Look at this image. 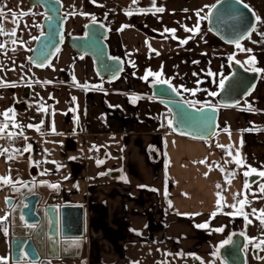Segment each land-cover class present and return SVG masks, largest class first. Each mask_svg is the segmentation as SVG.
<instances>
[{"label": "crops", "instance_id": "0c3cea01", "mask_svg": "<svg viewBox=\"0 0 264 264\" xmlns=\"http://www.w3.org/2000/svg\"><path fill=\"white\" fill-rule=\"evenodd\" d=\"M183 1L188 3L185 8H178L177 0H164L165 3L156 0V6L165 8L164 13L156 15L138 11L150 9L151 0H137L135 5L133 0L91 1L95 20L107 29L110 55L122 62L120 75L111 81L96 74L90 57L77 55L68 45L67 39L81 35L86 23L75 14L65 18V41L59 51L44 67L32 65L22 80L4 75L6 48L0 49L3 69L0 79L16 84L0 88V124L8 122L7 132L11 133V136L7 132L0 135V150L9 149L7 155H0V177L10 176L14 182L0 183V217L7 215L8 186L29 181L31 171L51 198L60 203L83 205L84 236L75 241L79 242L78 246L72 243L59 248L64 264H146L151 257L165 259L181 252L198 256L200 260L194 259V264H209V256L235 231L244 232L245 238L264 237L258 220L250 216L253 223L246 226L239 214H228L233 209L224 207V200L217 207V193L222 192L227 205H232L233 194L244 191L245 178L237 175L231 185L226 182L227 173L221 172L217 165L231 157L216 146L233 144L247 165L264 170V74L258 73L257 85L247 96L246 104L218 107L217 130L205 141L173 131L161 132V119L169 115L151 96L154 78L149 77V82L141 79L147 70L160 71L163 65L164 78H173V85L198 89L195 96L181 90L184 100H207L215 105V97L206 95L218 91L220 77L209 76L208 72L225 78L231 71V59L240 61L247 69H264V49L254 48L261 41L253 43V40L250 46L242 41L244 48L252 49L250 53L242 52L213 35L207 19L200 21V34L187 45H179L178 39L170 38L171 33H164L165 28L176 29V37L186 38L191 33H186L184 26L193 27L198 19L195 13L203 8L201 16L205 15L209 9L204 6L216 2ZM130 8L134 14L128 16L126 12ZM261 19L264 20V14ZM122 26L125 27L120 30ZM13 39L0 35L3 44ZM33 44L25 47L28 57ZM252 56L256 63H246ZM26 84L31 85L28 97L34 99H24L27 108L18 111L14 105L22 100V94L17 93V88ZM83 85L89 87L84 89ZM132 96L140 99L132 103L129 99ZM36 100L42 105L40 122L25 114ZM201 106L203 103L197 105ZM10 108L14 113L4 117L3 112ZM12 123L17 127H11ZM21 124L25 127L20 128ZM28 124L34 127L29 129ZM21 132L27 140L19 135ZM29 144L30 153L16 152ZM13 153L15 156L8 159ZM98 160L103 163L98 165ZM202 160L206 163H199ZM57 165L61 167L58 169ZM232 167L235 165L230 164L229 168ZM45 170L46 174L41 175ZM108 171H118L119 175L110 177ZM260 181L258 178L256 183ZM252 186L257 195L247 194L250 207H245V211L248 212L251 207L264 209V194ZM213 212L217 213L214 219ZM207 221H210L209 229L196 227ZM218 227H224V232L211 231ZM6 239L7 235L0 230V257L4 258H7Z\"/></svg>", "mask_w": 264, "mask_h": 264}, {"label": "water", "instance_id": "95a60500", "mask_svg": "<svg viewBox=\"0 0 264 264\" xmlns=\"http://www.w3.org/2000/svg\"><path fill=\"white\" fill-rule=\"evenodd\" d=\"M28 3L32 6L39 5L42 8L44 12L42 19L43 30L49 33L34 41L29 55V58H32L31 60L28 59L29 63L38 67L37 64L41 60L46 65L54 57L56 49L64 43L65 18L62 15V4L60 1L51 4L57 11L49 10L50 0H28ZM218 8L220 9L219 12L216 9L212 10L214 14L207 19V27L212 29L210 32L225 44L235 45L229 41L234 39L230 25L236 23V21L227 19V16L225 17V23L219 22L218 15L225 12L226 9L231 8L234 14H242V23L239 24L240 32H251V26L256 25L253 17L254 11L250 6L251 11L243 8L240 4H236L235 0H227L223 8L220 6ZM48 15L53 17L51 21L45 19V16ZM100 25L103 24L99 21H96V24H93L92 21L85 23L83 33L70 36L67 39V43L77 55L90 57L95 72L101 79L111 81L113 80L112 73L106 70L105 65H111L113 71L117 68L121 69L116 72L117 77L120 75L123 66L117 57L110 55L106 42L107 29L104 25V27H100ZM52 30L55 31L54 36L51 34ZM61 36L63 37L62 39ZM244 39L242 38L240 43ZM42 49L46 51V56L41 55L40 50ZM109 57L117 59L113 60L109 59ZM230 68V73L225 77L226 90L220 92V89H218L217 91L220 94L215 97V105H213L216 109L215 111L206 109L202 113L197 112L195 108H191L183 102L184 99L181 95H176L170 90L166 95H161L160 92L165 86L152 84L151 96L168 111L170 119L176 117L178 111L182 109L191 117L196 119L203 118L205 121L203 127L194 122L177 123L175 125L177 131L174 133L196 140L205 141L210 139L217 130L218 107L238 105L255 89L259 79L258 73L246 70L247 68L241 63H236L234 59L230 60ZM28 95L29 85L26 84L23 89L22 100L15 103V109L22 111L27 108L24 99ZM30 175L32 180L26 181L21 185H15L11 189L16 197L15 203L11 208V216L14 217V222L11 224L12 253L17 252L19 256L22 255L21 258L12 257L11 260L18 264H43L46 261L45 259L50 257L49 252L52 248H65L72 242L83 238L84 208L81 204L60 203L56 198H51L43 190L42 182L35 181V172L31 171ZM107 175L117 177L119 172L108 171ZM258 178L253 176L252 180L256 181ZM24 185H27V187ZM10 205L8 203L9 207ZM13 208H15V211H13ZM57 224H59V229ZM28 225H35V227H28ZM234 233H236L233 236L234 244L220 249L218 256L224 264H246L245 250L250 251V247L245 248V235H239L240 231H235ZM251 252L253 255H257L253 249ZM260 264H264V259H260Z\"/></svg>", "mask_w": 264, "mask_h": 264}, {"label": "snow or ice", "instance_id": "6c2138e0", "mask_svg": "<svg viewBox=\"0 0 264 264\" xmlns=\"http://www.w3.org/2000/svg\"><path fill=\"white\" fill-rule=\"evenodd\" d=\"M58 2H59V0H50L49 10L50 11H57V9L53 8L51 6V4L52 3H58ZM92 2L96 3V0H92ZM226 2H227V0H216L215 4H212L210 6L209 5H205L204 7L208 8L209 11L203 16H201V12H203V8L198 10L195 13V15L198 17V19L196 21V24L193 27L184 26V31L186 33H191V35H188L184 39H179L178 37H176V35H175V33L177 31L176 29H167V28H165L163 30V32L164 33H171V37L170 38L178 39L179 45H187L190 40H193L197 35L200 34V31H201V29H200V21L201 20H205V19H209L210 17H212L213 14H214L213 11H212L213 9H216L217 12H219L220 9L218 8V6L223 8L224 5L226 4ZM136 3H137V0H133V4L135 5ZM235 3L236 4H240V5L243 6V8L249 9L251 11V9L249 8V5L247 3H244V0H235ZM97 6L103 7V5H97ZM138 11L140 13H143V14H148L149 12H151V14L156 15L157 13H164L165 12V8L156 6V0H151V8L150 9L149 8H144V9H138ZM185 11H187V10H185ZM133 14L134 13H133L131 8L126 12V15H128V16H131ZM4 15H5L4 10L2 8H0V20L3 19ZM12 15L14 17V21L13 22L15 23V17H16L17 14L15 12H13ZM28 15H35V13H31V12H21L20 13V16H28ZM66 15L70 16V15H72V13H67ZM81 15H86L87 16V15H90V14L81 13ZM226 16H227V19H231L233 21H236L235 24L230 25V27L232 28L233 34H234V39L230 40L229 42L230 43H234L235 47L240 49V51H242V52H247V53L252 52V49L244 48L241 45L240 40L242 38H245V39L251 38L252 33L257 31L255 25L251 26V29H252L251 32H240L239 31V24L242 23V20H241L242 14H234L233 10L231 8H228V9L225 10V12L221 13L220 15H218L217 18H218L219 22L223 24V23L226 22V19H225ZM253 17H254V20L257 22V24L264 23V20H262L259 15L253 13ZM45 19L48 20V21H51L53 19V17L48 15V16H45ZM92 23L96 24V20H95L94 16L92 17ZM33 26L41 28L40 36H33L32 37L33 40H39L41 36H46V35L49 34V33H46L43 30V26L42 25L34 24ZM25 27H27V25H25ZM100 27H104V26L100 25ZM123 27H125V26H122V28L120 30H123ZM211 30L212 29H209V31H211ZM5 34L9 35V36H15L16 35V31L13 30L10 33H4L2 24H0V35H5ZM51 34L54 36L55 35V31L52 30ZM162 35H163V33H162ZM259 35H260L261 39L264 40V31L259 32ZM62 38L63 37L61 36V39ZM201 39H203V36H201ZM16 42H17L16 40L12 41V43H16ZM258 42H260V41H253V43H258ZM21 43H23V42L21 41ZM205 43H206V41H205ZM5 48H6V45L3 44V43H0V49H5ZM29 50H31V49H29ZM56 51L58 52L59 49L57 48ZM40 52H41L42 56H46V51L45 50L42 49V50H40ZM158 54L159 53L157 52V55ZM231 58L232 57H230V59ZM29 59L31 60L32 58L30 57ZM109 59L115 60L117 58L109 57ZM194 63H199V62L198 61H194ZM236 63H240V61H236ZM246 63H249V64L256 63L255 57L254 56L250 57V59L248 61H246ZM37 66L38 67H44L45 66L44 61L41 60L37 64ZM105 68H106V70H108V71H110L112 73L113 79L118 78L116 76V72L120 71L121 69L117 68L115 71H113V68H112L111 65H105ZM2 70L3 69L0 68V71H2ZM10 70L15 71V69H10ZM246 70H251L252 72L264 74V69H260V68H256V67H253L251 69H246ZM193 75H197V74L193 73ZM208 75L209 76L216 75V76L220 77L218 79V81H217V87L220 89V92H223V91L226 90V78L220 76L219 73L213 74L212 72H208ZM149 77H153L154 78L152 80V83L154 85H156V86H165L162 89V91L160 92L161 95H166L169 90L172 93H175L176 95H180L181 90H183L185 92H189L192 96H195L196 92L198 90V89H188V88L184 87V85H179V86L173 85L171 83V79H173V78H164L163 65H161V70L160 71L153 72L150 69L147 70L146 71V75L141 77V79L144 80L145 82H149ZM46 83H51V82L47 81ZM75 83H76V85L78 87H81L79 82H75ZM199 83H200V81H197V84H199ZM15 86H16V84L13 83V82H6L3 79H0V88H2V87H15ZM29 86H31V85H29ZM82 87L84 89H87L89 86L88 85H83ZM219 94L220 93H218L217 91L207 92V95L211 96V97H216ZM129 99H130V101L132 103H136L140 99V97L132 96V97H129ZM183 102L186 103L189 107L195 108L196 111L200 112V113L204 112L206 109H211L212 111L216 110L215 107L212 105V103L210 101H207V100L201 102V101H190V100L185 99ZM201 103H203L204 107H197V105L201 104ZM249 109H251V105H249ZM14 111L15 110L12 109V108L7 109V110H5L3 112V116L6 117V118L10 117V116H12ZM169 111H171V110H169ZM165 119H166L167 122H166V124H161V127H168L173 132L177 131V128L175 126L177 123L183 124V123H186V122H194V123L199 124L202 127L205 125V121H204L203 118L196 119L194 117H191L189 114L184 112L182 109H180L178 111L176 117H173L172 119H168L167 117H165ZM11 127H17V125L15 123H12ZM19 127L23 128L25 126L21 124V125H19ZM26 127L31 129L34 126L32 124H28ZM8 129H9V123L8 122L0 124V135L5 134ZM37 130H39V129H37ZM52 130L54 131V125L52 126ZM225 130H227V129H225ZM7 134L9 136H11L10 132H7ZM228 134H229V138H230L231 137L230 131L228 132ZM19 135L22 136V138L25 139V140L28 139L26 136H23L22 132ZM240 144H241V146L243 145V140L240 141ZM216 146L221 148L222 151L228 157H231L230 160L229 159H225L223 161L222 165H217V167L219 168V170L221 172H226L227 173L229 179L226 182L229 185H231L232 179L235 178L237 175H242L245 178L244 179V184H243L244 191L243 192H236V193L233 194L234 203L232 205H227L226 199L222 195V192H218L217 193V196L219 197V199L217 200V207H221V200H224V205L223 206L233 209L232 212L228 213L229 215L236 216L237 214H239V216L241 218H243V220L245 221L246 226L247 225H251L253 223V219L249 218L250 216L253 217L255 220L259 221L261 233L264 234V209L257 210L256 208L251 207V211L250 212L245 211V207H250V202L247 200V194L251 193L252 196H256L257 195L256 192H253L251 190L252 184L256 183V181L252 180V177L253 176H257L261 180H264V170H258L256 168L251 167L250 165H247L246 162L243 160L242 153L238 149H236L235 145L229 144V145L225 146V145H222V144H217ZM31 151H32V147H31L30 144L27 145L23 149H17L16 150V152L20 153L21 155L23 153H25V152L30 153ZM8 152H9L8 148H3L2 150H0V155H7ZM14 156H15V153H13L11 156H8V159H12ZM101 163H103V161H100V160L97 161L98 165L101 164ZM199 163L203 164V163H206V161L202 160V161H199ZM230 164L231 165H235V167L229 168ZM34 166H35V164H34ZM60 167H61L60 165H57L58 169ZM240 168H244L245 170L241 173V172L238 171ZM46 172H47V170H45L44 172H41V175H45ZM100 175H105V173H100ZM205 175H207V173H205ZM65 179H67V177H65ZM125 182H127V181L125 180ZM0 183H2V184H13L14 182L12 181L10 176H6V177H0ZM18 183H22V182H18ZM24 186L27 187V185H24ZM52 187L56 188V187H58V185H52ZM141 187H143V186H141ZM216 187L218 189H221V185L220 184H217ZM259 193L260 194H264V183H260L259 184ZM242 195L245 197L244 199H240V197ZM165 196H167V192H165ZM262 198H264V197H262ZM6 202H7V199H6ZM237 205H239V207H237ZM169 206L172 207L171 201H169ZM13 211H15V208H13ZM195 215H199V214H195ZM216 215H217V213L213 212L211 214V218L214 219ZM8 219H9L8 215H5L4 217H0V230H2L5 235H7L8 231H9V229L6 226V223H5V222L8 221ZM21 219H23V217H21ZM28 227H35V225H28ZM57 227L59 229V224H57ZM196 227L199 228V229H209L210 228V221L198 224V225H196ZM211 231L222 233V232H224V227L214 228V229H211ZM234 235H236V233H233L232 235H229L226 239H224L222 241V243L219 245V248L216 249V252L213 253V255H216V253H219L220 249L224 248L225 246L233 245L234 244V241H233V236ZM239 235L244 236L245 233L241 232V233H239ZM246 239H247V245H245V248H247L248 246H251L253 248V251L255 253H257L256 258L257 259H264V257H261V256L258 255L259 252L264 251V237H262V238H256V237L247 238L246 237ZM72 243L75 244L76 246H78L79 242H72ZM25 255H27V254H25ZM169 255H171V254L169 253ZM177 255L184 256V253L181 252V253H178ZM188 255L192 256L193 259L200 260V258L198 256H196L195 254L189 253ZM0 264H8L7 258L0 257ZM134 264H138V262H134Z\"/></svg>", "mask_w": 264, "mask_h": 264}, {"label": "rangeland", "instance_id": "374dc122", "mask_svg": "<svg viewBox=\"0 0 264 264\" xmlns=\"http://www.w3.org/2000/svg\"><path fill=\"white\" fill-rule=\"evenodd\" d=\"M62 4V15L64 18L68 17L66 15L67 13H72L77 15L82 21L88 22L92 21V17L94 16L96 18L95 12L91 10V1L92 0H59ZM178 1V8H185L187 7L188 3H185L183 0H177ZM160 2H164V0H160ZM245 3H247L254 12L262 17V14H264V0H244ZM165 3V2H164ZM0 8L4 10V17L2 20H0V23L2 24L3 30L5 33H10L13 30L16 31V35L13 36L14 39L17 42L12 43L5 40L6 45V52H5V69H4V75L7 77L9 76L13 80H22L26 75L27 72H29V69L33 67L29 61H28V55L25 53L27 44L33 43L35 40L32 39L33 36H39L41 28L33 26L34 24L42 25V19L44 16V12L42 8L39 5H30L28 3V0H0ZM103 10L105 7H101ZM15 12L17 15L15 17V23L14 17L12 13ZM21 12H31L35 13V15H28V16H20ZM81 13L90 14V15H81ZM27 25V27H25ZM256 29L257 31L252 33L251 38L244 39L243 41L247 43V45L250 46L251 41H255V39H258L261 41L260 43L254 45V48L257 49H264V40L261 39L259 32L264 31V25L263 24H257L256 22ZM67 31L69 32V29L67 28ZM21 41L23 43H21ZM49 63V62H48ZM10 69H15V71H12ZM28 74V73H27ZM24 88H17V93L22 94ZM208 96V95H206ZM20 97V95H18ZM32 100L29 97H27L25 100ZM249 98H245L240 102V105H244L248 102ZM35 104L33 107L25 112L27 117L32 116L33 120L35 122H40L42 117V105L39 100L34 101ZM264 183V180H261L260 182L255 183L252 186V189H258L259 184ZM257 191V190H256ZM232 235V234H231ZM247 245V243H246ZM246 255V264H260V259H257L256 256H254L249 251L245 250ZM259 256L262 257V253H258ZM152 260L147 262L146 264H194L193 258L190 255H184L176 257H167L165 259H161V257H158L157 259H154L151 257ZM199 264H203L200 262ZM209 264H223L220 259L218 258L217 254L209 256Z\"/></svg>", "mask_w": 264, "mask_h": 264}, {"label": "flooded vegetation", "instance_id": "af4514ba", "mask_svg": "<svg viewBox=\"0 0 264 264\" xmlns=\"http://www.w3.org/2000/svg\"><path fill=\"white\" fill-rule=\"evenodd\" d=\"M251 9H253V8H251ZM254 11V10H253ZM255 13V12H254ZM256 14V13H255ZM89 22V21H88ZM87 23V22H86ZM256 26V25H255ZM84 27V26H83ZM65 36V35H64ZM30 180H32V179H30ZM35 181H36V179H35ZM15 186V185H14ZM14 186H12V185H10V186H8V194H7V196H6V198H5V203H6V208H7V215L9 216V218H10V220H9V222H6V226L8 227V229H9V231H8V234H7V239H6V249H7V251H6V255H7V261H8V264H18V263H14L12 260H11V258L12 257H14V258H21L22 257V255H20L19 256V254H17V252H14V253H12V248H13V243H12V236H11V224H12V222H14V217H12L11 216V214H12V210H11V208H12V206H13V204L15 203V195L12 193V191H11V189H13V187ZM43 186V185H42ZM43 190H44V188H43ZM45 191V190H44ZM53 198V197H52ZM6 199H7V202H6ZM8 203H10L11 205H10V207L8 206ZM75 242V241H74ZM72 244V243H71ZM69 246V245H68ZM67 246V247H68ZM66 248V247H65ZM253 248H250V250H252ZM52 250V252L50 253L49 252V258H46L45 260L46 261H44V263L43 264H64V262H63V259H62V257H61V254L59 253V249H55V248H52L51 249ZM261 253H262V256L264 255V251H261ZM51 254H53V255H55V256H53V257H51ZM68 264V263H67Z\"/></svg>", "mask_w": 264, "mask_h": 264}, {"label": "built area", "instance_id": "2783aa9c", "mask_svg": "<svg viewBox=\"0 0 264 264\" xmlns=\"http://www.w3.org/2000/svg\"><path fill=\"white\" fill-rule=\"evenodd\" d=\"M126 1H131V0H126ZM167 118L168 119H170V116H167ZM166 119H165V117H163L162 119H161V124H166ZM161 124H160V131L161 132H169V131H172L170 128H168V127H161ZM20 145V144H19ZM95 152H91V154H94Z\"/></svg>", "mask_w": 264, "mask_h": 264}, {"label": "trees", "instance_id": "16d2710c", "mask_svg": "<svg viewBox=\"0 0 264 264\" xmlns=\"http://www.w3.org/2000/svg\"><path fill=\"white\" fill-rule=\"evenodd\" d=\"M165 114H166V115H169V113H168V111H167V110L165 111Z\"/></svg>", "mask_w": 264, "mask_h": 264}]
</instances>
